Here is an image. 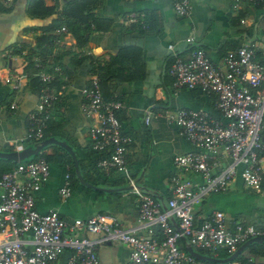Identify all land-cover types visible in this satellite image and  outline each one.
<instances>
[{
	"label": "crops",
	"instance_id": "0c3cea01",
	"mask_svg": "<svg viewBox=\"0 0 264 264\" xmlns=\"http://www.w3.org/2000/svg\"><path fill=\"white\" fill-rule=\"evenodd\" d=\"M11 1L8 8L0 5V151L24 147L19 140L26 136L27 115L37 102L38 76L57 67L59 72L52 74L50 84L57 93L51 120L58 125L56 131L62 140L81 160V169L90 183L122 188L132 181L153 196L161 210L170 195L168 179L175 173L172 158L200 151L180 137L177 127L164 116L175 110H190L223 121L214 109L212 95L199 89H172L167 73L171 53L167 46L172 45L175 54L184 60L190 48L201 49L223 71L224 53L249 44L256 59L264 64V3L242 2L233 7V0H189L190 12L180 18L173 13L170 0H83V6L69 7L66 15L65 0ZM45 10L52 12L47 15ZM60 12V23L79 28L83 42L77 43L66 25L62 26L66 32H60V26L46 29ZM130 15L133 20L128 19ZM187 39L192 42L187 43ZM94 67L99 70L103 100L114 98L122 106L116 117L122 135L130 140L126 174L106 175L96 168L99 155L94 161L86 157L90 153L87 130L94 125V119L80 111V90L87 85ZM146 110L152 116L144 124ZM46 154L55 152L47 150ZM215 158L218 165L213 173L227 163L221 151ZM48 165L49 177L33 196L38 213L56 212L68 223L99 213L112 214L124 228H135L138 236L159 239L155 229L148 234L147 229L137 228V199L131 191L87 193L68 179L69 194L62 199L58 191L66 184L68 167L54 161ZM191 180L201 181L194 176ZM214 211L224 214L230 230L236 223L255 228L263 225L264 179L254 191L244 188L237 174L224 193L208 195L194 206V226ZM76 236L96 237L88 233ZM180 247L186 248L183 242ZM67 256L63 252L58 262ZM96 256L98 264H128V250L119 242L100 245ZM251 261L264 264V258Z\"/></svg>",
	"mask_w": 264,
	"mask_h": 264
},
{
	"label": "built area",
	"instance_id": "2783aa9c",
	"mask_svg": "<svg viewBox=\"0 0 264 264\" xmlns=\"http://www.w3.org/2000/svg\"><path fill=\"white\" fill-rule=\"evenodd\" d=\"M53 2L56 0H52ZM173 13L185 18L190 12L189 0H170ZM242 2L264 3V0H233V7ZM11 0H0L8 8ZM133 20V16L128 17ZM243 23V20H240ZM60 32H66L64 27ZM191 43V39L186 40ZM167 73L173 90L199 89L214 98V109L223 121L201 111L175 110L165 120L177 127L178 134L199 152H188L172 158L175 173L168 179L169 197L165 209L148 193L139 191L129 181L131 193L137 199V228H152L159 239L140 237L135 228H124L112 214L99 213L85 219L65 222L56 212L38 213L34 208V194L49 177V165L43 157L15 164L0 175V264H98L97 248L119 242L128 250V264H204L195 261L180 247H192L217 258L222 250L228 256L251 238H264V224L255 228L236 223L227 227L223 213L212 212L198 226L193 224V208L208 195L224 193L238 174L244 188L257 191L264 179V64L255 56L249 44L224 53L223 71L209 61L205 53L192 47L186 60L176 55L173 46ZM50 72L38 76V98L26 119V136L19 143L38 142L51 119V109L57 93L50 84ZM80 111L94 119L87 130L89 150L99 155L96 168L108 173L126 174V154L129 138L122 135L116 114L121 103L114 98L103 100L96 72L89 74L87 85L80 90ZM12 109L13 106H10ZM144 124L152 116L144 113ZM225 154L227 163L216 173L215 155ZM192 176L200 182L191 180ZM66 184L58 191L60 198L69 194ZM73 235H68V234ZM77 233L95 235L94 239L77 237ZM162 255L158 256V251ZM67 252L65 261L59 256ZM228 264H238L231 262Z\"/></svg>",
	"mask_w": 264,
	"mask_h": 264
},
{
	"label": "trees",
	"instance_id": "16d2710c",
	"mask_svg": "<svg viewBox=\"0 0 264 264\" xmlns=\"http://www.w3.org/2000/svg\"><path fill=\"white\" fill-rule=\"evenodd\" d=\"M81 1V2H80ZM80 2V3H78ZM262 4L261 2H259L258 5ZM71 6H83V0H65V6H64V12L63 14H67L69 12V7ZM81 9V8H80ZM51 10H45V13L47 15H49V13H51ZM62 12L55 14V18L54 20H51V22L49 23V25L47 26L48 28H46L48 31H51L53 28L57 27V26H68V28H66L69 33L72 35L73 39L77 42V43H81L83 42L84 39V35L81 33V30L77 27H75L74 25H68L66 23H60V17L63 16ZM91 72H96L97 75L99 74V70L97 67L91 68L90 69ZM58 129V125L55 124L51 119L46 123L45 128L42 131V138L41 140L48 138V137H54L56 139L62 140V138L60 137V135L58 134V132L56 131ZM34 142H26L24 143V146L29 145V144H33ZM13 149H7L6 151H12ZM53 151L55 152L54 155H47L46 151ZM76 154V153H75ZM46 155V156H45ZM77 156V154H76ZM37 157H43L45 159V161L47 163H50L51 161L48 160L49 157H52L54 159V162L57 164H61L63 166L68 167V179L69 182H71L72 185H77L79 186V184L77 183L74 175H73V170H72V164L70 161V158L66 155V153H64L61 149H59L58 147L55 146H48L46 148L43 149V151L37 156ZM37 157L31 158V159H35ZM86 157L90 159V161H94L95 159L98 158L97 154L90 151V153L86 154ZM30 159V160H31ZM78 164H79V169H80V173L82 175V177L84 178L85 181L90 182V178L87 177L82 169H81V160L78 158ZM15 164L6 160H2L0 159V175L3 174L4 172H7L8 170H10ZM116 178V177H115ZM105 181V179H102ZM116 181H121L120 179L117 178ZM116 184H113L114 187ZM84 192L90 193V192H96V191H92L89 190L87 188H83L81 186H79ZM98 193V192H96ZM153 197V196H152ZM185 251V250H184ZM199 253H202L204 255L205 252L201 251V250H197ZM227 254H220V251L218 252L217 258H225L227 257ZM263 259L264 258V243H251L249 244L246 249L239 254L234 262L238 263V264H258V263H252L251 259H253V261L255 259ZM207 264V263H204Z\"/></svg>",
	"mask_w": 264,
	"mask_h": 264
},
{
	"label": "water",
	"instance_id": "95a60500",
	"mask_svg": "<svg viewBox=\"0 0 264 264\" xmlns=\"http://www.w3.org/2000/svg\"><path fill=\"white\" fill-rule=\"evenodd\" d=\"M261 142L264 143V134L261 136ZM48 146H55L61 149L66 155L70 158L72 164L73 175L79 184V186L83 188H87L92 191L101 192L104 194H115L123 191H131L130 186H125L122 188H103L98 187L90 182L84 180L80 173L78 159L73 151V149L69 146V144L65 140H59L54 137H48L33 144L26 145L19 150L12 151H0V159L12 162L14 164L27 161L31 158L37 157L44 148ZM139 191H142L138 186H136ZM251 243H264V238H251L243 242L232 254L225 258H214L208 255H204L195 251L192 247L186 246L185 252L193 258L195 261L200 263L207 264H228L234 262L235 258L241 254L246 247Z\"/></svg>",
	"mask_w": 264,
	"mask_h": 264
},
{
	"label": "rangeland",
	"instance_id": "374dc122",
	"mask_svg": "<svg viewBox=\"0 0 264 264\" xmlns=\"http://www.w3.org/2000/svg\"><path fill=\"white\" fill-rule=\"evenodd\" d=\"M48 160L51 161V162L54 161V159L52 157H49ZM220 254H224V252L222 250H220Z\"/></svg>",
	"mask_w": 264,
	"mask_h": 264
}]
</instances>
